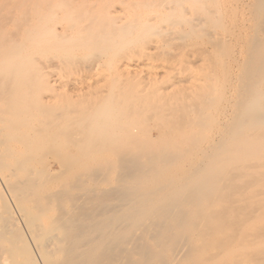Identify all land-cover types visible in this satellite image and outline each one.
Segmentation results:
<instances>
[{
	"label": "bare ground",
	"instance_id": "bare-ground-1",
	"mask_svg": "<svg viewBox=\"0 0 264 264\" xmlns=\"http://www.w3.org/2000/svg\"><path fill=\"white\" fill-rule=\"evenodd\" d=\"M111 1L0 0V264H264V0Z\"/></svg>",
	"mask_w": 264,
	"mask_h": 264
},
{
	"label": "rangeland",
	"instance_id": "rangeland-1",
	"mask_svg": "<svg viewBox=\"0 0 264 264\" xmlns=\"http://www.w3.org/2000/svg\"><path fill=\"white\" fill-rule=\"evenodd\" d=\"M107 1V2H106ZM109 1H111V0H109ZM108 0H105V2L107 3V4H110L109 6L111 7V8H108V9H110V10H112V8H114V10L113 11H115L118 7H119V10H122V9H120V4L118 5V4H116V3H119V2H113V1H111V2H109ZM223 1V6H222V8H223V11H225L226 13V17H225V22H224V24H226V25H228V26H226V27H230L231 26V28H233L234 27V25H236V24H238L239 26H240V28L241 27H243V28H247L248 29V27H250V26H253L254 25V23H253V18H252V16H251V12H250V8H249V4H250V0H222ZM234 1H235V3H234ZM238 1V2H237ZM103 2H104V0H103ZM113 2V3H112ZM243 2V3H242ZM248 2V3H247ZM105 3V4H106ZM115 3V4H114ZM237 3V4H236ZM241 3V4H240ZM101 4H103V3H101ZM229 4V5H228ZM235 5H237V7L235 6ZM227 8V9H226ZM248 8V9H247ZM116 11H118V10H116ZM115 11V12H116ZM119 12V11H118ZM250 19H251V21H250ZM161 20V19H160ZM160 20H158V21H160ZM227 21V22H226ZM160 23V22H159ZM252 23V24H251ZM234 24V25H233ZM250 25V26H249ZM225 27V26H224ZM223 27V28H224ZM226 30H227V28H225ZM225 29L223 30L224 32H225ZM223 31H221V30H217L216 31V33L218 34V35H221V36H224V34L222 33ZM251 33H252V31L251 30H247V32L246 31H244L243 32V34H244V36H247V35H251ZM217 35V36H218ZM225 35H227V33H225ZM172 37V36H171ZM248 37V36H247ZM169 40H171L170 41V43H173V41L175 40L176 41V39H169ZM154 42L155 43H151V44H148L147 46H146V51L145 50H141V52L142 51H145L144 53L142 52H140V54L142 55V56H139V55H137V56H135V55H133L132 57H130V60L129 59H126V62H127V64H132V66L134 67V65L135 66H140V68L142 69V67L144 66H146L145 68H144V70L146 69L147 70V67L148 68H151V66H153V68H151V69H155L156 71H160V69L158 70L157 68H163V67H168V66H166L167 64L166 63H168V61H170L171 62V60H167V57L166 56H164V55H161V50H162V52L164 51L163 49H158L159 47H156L155 45H156V43H161V44H163V40H161V39H155L154 40ZM177 42H179L178 40H177ZM177 42H174L175 44H178ZM179 43H182L181 41L179 42ZM242 44H244L243 42H242ZM241 43H240V45L238 44L237 46V48H236V54H235V60H237L236 61V63H234L233 64V71H232V73H234L233 75L234 76H236V75H239L238 74V70H240L239 68H241V67H238V66H240L239 65V63H243V62H240V61H243V60H245V58H246V55H247V52H246V50L245 49H243L242 50V48H241V45H242ZM240 46V47H239ZM158 50H160V51H158ZM187 52H189L188 50H186ZM245 51V52H244ZM157 53H159V56L157 57ZM195 53V52H194ZM194 53H190V54H193L192 55V57L190 56V61L191 62H193V60H194V62L196 61V62H199L200 61V63H201V57L199 56V54L197 53V55L195 56V54ZM246 53V54H245ZM79 54H81V52H79ZM155 54H156V56H155ZM161 55V56H160ZM162 56H164V57H162ZM165 57H166V60H165ZM158 58H160V59H158ZM237 58V59H236ZM244 58V59H243ZM156 59H158V60H156ZM129 61V63H128V61ZM130 61H131V63H130ZM142 62V63H141ZM169 62V63H170ZM193 62V63H194ZM134 63V64H133ZM162 63V64H161ZM199 63V64H200ZM238 63V64H237ZM147 64H149L148 66H147ZM199 64H194L195 66H199L198 68H199V70L201 69V67L203 68V66H202V63L199 65ZM171 65V64H170ZM169 65V66H170ZM142 66V67H141ZM195 66H193L192 64L189 66V69H191L192 71L194 70L195 71V69H197V67H195ZM201 66V67H200ZM192 67V68H191ZM238 67V68H237ZM56 69V68H55ZM55 69H54V71H53V74L54 73H56V76H55V74H54V76L53 77H51L52 78V80H51V78L49 79L50 80V82H51V85L53 86L52 88L53 89H55L56 87H59L60 89L59 90H61V91H66V94L67 93H71L70 95H72V94H74L75 95V93H73V91L71 90L72 89V83L73 82H75V86L74 87H76V90L78 89V90H86V89H88L89 88V86L91 87V85L92 84H94V85H92L94 88H95V85L97 84V82H99V81H101V80H99V77H100V72H99V75H98V73L96 74H94V72L92 73V74H94L95 75V77L93 78L92 77V75L89 73V71L88 70H85L84 69V71H83V68H79L75 73H73L72 75H70V76H68L67 75V73H62V71H57L58 69H56V71H55ZM80 69H82L81 70V72H80ZM53 70V69H52ZM47 71H49L50 72V70L49 69H47ZM83 71V72H82ZM86 71V72H85ZM237 71V72H236ZM72 73V72H71ZM70 73V74H71ZM239 73H241V72H239ZM103 74H105V73H103ZM102 74V71H101V75H103ZM106 74H108V72H106ZM105 74V75H106ZM93 75V76H94ZM97 76H98V78H97ZM102 77V76H101ZM101 77H100V79H101ZM56 80H55V79ZM96 78H97V80H96ZM103 78V77H102ZM53 79H54V81H53ZM88 80H89V82H88ZM71 81V82H70ZM94 81H96V84L95 83H93ZM78 83H80V85L78 84ZM84 83V84H83ZM66 84L68 85L67 87H66ZM54 85H55V87H54ZM71 85V86H70ZM76 85H79V86H76ZM235 85V84H234ZM263 85H264V83H263ZM70 86V87H69ZM82 86H83V88H82ZM62 87V88H61ZM65 87H66V89H65ZM82 89H81V88ZM93 87H92V89H93ZM69 88V89H68ZM74 89V88H73ZM57 90V89H56ZM59 90H57V91H59ZM75 90V89H74ZM75 90V91H76ZM56 91V94H58L59 92H57ZM67 91H69V92H67ZM74 91V92H75ZM61 93V92H60ZM59 93V94H60ZM49 94V93H48ZM52 93H50V95H51ZM62 94V93H61ZM65 94V93H64ZM66 94L65 95H63V96H66ZM50 95H48V96H50ZM47 96V97H48ZM51 96H53V94L51 95ZM55 96V95H54ZM62 95H60L59 97H61ZM62 96V97H63ZM45 97H46V94H45ZM51 98V97H50ZM53 98V97H52ZM61 100V99H60ZM153 134L154 135H157V132H155L154 133V131H153ZM50 164H52L53 162V164H52V168L54 169H59V164L57 165V161H55V160H53L52 158H50ZM57 165V166H56Z\"/></svg>",
	"mask_w": 264,
	"mask_h": 264
}]
</instances>
